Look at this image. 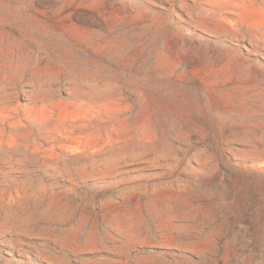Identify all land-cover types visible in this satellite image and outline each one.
<instances>
[{
    "label": "rangeland",
    "instance_id": "1",
    "mask_svg": "<svg viewBox=\"0 0 264 264\" xmlns=\"http://www.w3.org/2000/svg\"><path fill=\"white\" fill-rule=\"evenodd\" d=\"M0 264H264V0H0Z\"/></svg>",
    "mask_w": 264,
    "mask_h": 264
}]
</instances>
